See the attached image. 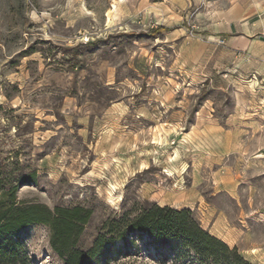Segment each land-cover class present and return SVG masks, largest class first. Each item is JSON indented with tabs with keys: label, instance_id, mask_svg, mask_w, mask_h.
I'll use <instances>...</instances> for the list:
<instances>
[{
	"label": "rangeland",
	"instance_id": "obj_1",
	"mask_svg": "<svg viewBox=\"0 0 264 264\" xmlns=\"http://www.w3.org/2000/svg\"><path fill=\"white\" fill-rule=\"evenodd\" d=\"M262 38L264 0H0L5 194L92 210L84 250L147 203L189 209L264 264ZM50 238L1 237L0 264H64ZM94 264L223 263L130 233Z\"/></svg>",
	"mask_w": 264,
	"mask_h": 264
},
{
	"label": "trees",
	"instance_id": "obj_2",
	"mask_svg": "<svg viewBox=\"0 0 264 264\" xmlns=\"http://www.w3.org/2000/svg\"><path fill=\"white\" fill-rule=\"evenodd\" d=\"M4 183L0 181V238L32 224L46 225L51 231V246L64 264H94L106 250L116 248L118 242L127 244L130 233L145 234L161 244L177 240L182 248L213 263L249 264L239 256L237 249H230L205 230L189 209L177 210L157 203H147L134 217L124 214L105 222L93 246L84 250L78 244L93 215L92 210L80 206L51 210L41 204L19 207L15 195L18 186L10 189L8 196Z\"/></svg>",
	"mask_w": 264,
	"mask_h": 264
},
{
	"label": "bare ground",
	"instance_id": "obj_3",
	"mask_svg": "<svg viewBox=\"0 0 264 264\" xmlns=\"http://www.w3.org/2000/svg\"><path fill=\"white\" fill-rule=\"evenodd\" d=\"M113 10L116 11V6L113 7ZM114 11H113V12H114ZM113 12H112V13H113Z\"/></svg>",
	"mask_w": 264,
	"mask_h": 264
},
{
	"label": "water",
	"instance_id": "obj_4",
	"mask_svg": "<svg viewBox=\"0 0 264 264\" xmlns=\"http://www.w3.org/2000/svg\"><path fill=\"white\" fill-rule=\"evenodd\" d=\"M262 39H264V38H262Z\"/></svg>",
	"mask_w": 264,
	"mask_h": 264
}]
</instances>
